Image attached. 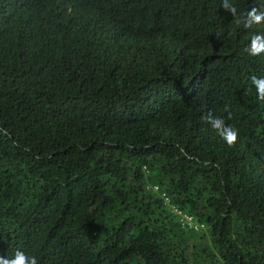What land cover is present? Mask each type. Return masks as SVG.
Here are the masks:
<instances>
[{
    "label": "trees",
    "instance_id": "1",
    "mask_svg": "<svg viewBox=\"0 0 264 264\" xmlns=\"http://www.w3.org/2000/svg\"><path fill=\"white\" fill-rule=\"evenodd\" d=\"M223 2L0 0V257L264 264V0Z\"/></svg>",
    "mask_w": 264,
    "mask_h": 264
},
{
    "label": "clouds",
    "instance_id": "2",
    "mask_svg": "<svg viewBox=\"0 0 264 264\" xmlns=\"http://www.w3.org/2000/svg\"><path fill=\"white\" fill-rule=\"evenodd\" d=\"M222 7L233 15L237 14L235 5L230 3L229 0H224ZM262 22H264V12H260L255 7L247 12L242 21L244 26L249 28L254 24H260ZM247 50L253 56L264 53V36L254 35ZM251 83L255 85L258 100L264 101V78L253 76L251 77ZM205 119L229 147L235 146L239 136L237 129L225 124L223 119L213 116L212 113H208ZM0 264H37V260L34 256H29L23 251L18 250L12 258L0 257Z\"/></svg>",
    "mask_w": 264,
    "mask_h": 264
},
{
    "label": "built area",
    "instance_id": "3",
    "mask_svg": "<svg viewBox=\"0 0 264 264\" xmlns=\"http://www.w3.org/2000/svg\"><path fill=\"white\" fill-rule=\"evenodd\" d=\"M156 190H159V187H155ZM167 202H169L168 197H166L165 193H163ZM174 212L180 217L181 223L183 226L194 229V230H201L204 228V225L199 223L192 215L183 212L182 210L173 207Z\"/></svg>",
    "mask_w": 264,
    "mask_h": 264
}]
</instances>
